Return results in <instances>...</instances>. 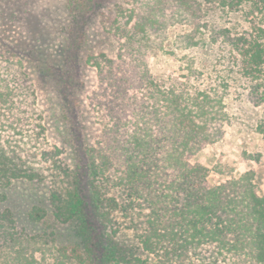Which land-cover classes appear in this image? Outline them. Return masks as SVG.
<instances>
[{"label": "rangeland", "instance_id": "obj_1", "mask_svg": "<svg viewBox=\"0 0 264 264\" xmlns=\"http://www.w3.org/2000/svg\"><path fill=\"white\" fill-rule=\"evenodd\" d=\"M184 6L180 0H0V92L11 96L0 103V146L22 172L38 173L0 188V213L11 211L13 220L0 224L3 264H160L161 250L115 263L102 246L111 235L134 246L151 228L147 186L127 182L119 150L121 142L134 148L140 129L149 131L151 144L160 140L153 142L157 172L147 193L157 191L161 201L168 194L166 173L174 168L164 108L169 92L182 94L187 118L201 125L195 149L185 152L192 155L188 162L213 186L251 173L257 193H264V138L254 130L261 110L249 105L232 59L216 44L203 38L201 47H186L183 38L195 23ZM94 163L109 169L105 196L117 202L110 220L97 203ZM72 188L86 203L93 246L80 238L77 222L54 218L52 192ZM33 210L45 215L33 221ZM15 236L23 240L21 253L10 242ZM190 262L204 264L193 256ZM184 263L179 257L170 264Z\"/></svg>", "mask_w": 264, "mask_h": 264}, {"label": "trees", "instance_id": "obj_2", "mask_svg": "<svg viewBox=\"0 0 264 264\" xmlns=\"http://www.w3.org/2000/svg\"><path fill=\"white\" fill-rule=\"evenodd\" d=\"M180 1L185 3L182 13L189 19V23H195L183 38L186 47L199 48L207 40L216 44L218 49L232 59L229 67L234 69L235 81L246 85V100L249 105L261 110L254 130L264 138V0ZM210 16L215 19L206 22V18ZM194 18L201 22L191 21ZM146 63L148 65L149 60ZM148 78L152 81L150 76ZM169 94L172 96L171 100L168 97L169 103L166 105V102L164 108L171 116L168 145L174 168L166 173V176L169 174L168 194L161 201L157 198V191L155 194L147 193L151 182H154V178L150 177L157 172L151 169L156 160L153 150H159V145L156 148L153 142L160 140L156 137L151 144L149 131L143 132L140 129L133 135L135 147L131 146L134 148L130 149L121 142L119 150L123 152V176L128 178L127 182L147 186L144 189V200L148 201L152 209L147 218L151 228L131 247H123L114 242L111 235L102 246L104 257L119 263L129 260L133 255H139V252L153 253L161 250L163 260L160 264H170L179 257L184 259V264H192L191 256L199 258L204 264H264V193H257L251 173L223 181L218 186L207 182L204 170L192 166L188 162L192 155L185 154L187 150L195 149L193 140L195 141L196 132L201 129V125L187 118L186 110L189 108L180 102L181 93ZM10 97L7 93L0 92V103L8 104ZM207 97L204 96L200 102V109L204 108ZM218 97L217 105L222 101ZM148 110L147 107L145 114ZM113 112L109 108L108 113ZM145 114H141V119ZM185 131L187 132L183 133ZM4 150L0 146V188H7L13 180H34L38 177L33 169L22 172L21 164L11 159ZM93 171L97 203L103 209L106 219L110 220L117 202L115 198L105 196L109 189V169L94 163ZM157 179H163L160 172L155 177L156 182ZM123 185L128 186L126 182ZM51 201L54 218L60 223L77 222L76 230L80 238L93 246L95 229L88 220L86 203L77 188L64 193L53 191ZM152 212L158 216L153 217ZM37 213L38 210L31 212L33 221L40 220L45 215ZM8 218L13 221L11 211L0 213V224ZM21 241L23 240L19 236L11 237V244L18 245V253L23 249ZM166 242L169 244H165ZM0 264H3L2 257Z\"/></svg>", "mask_w": 264, "mask_h": 264}]
</instances>
